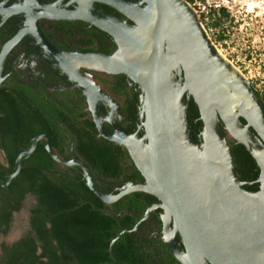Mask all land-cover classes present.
Returning a JSON list of instances; mask_svg holds the SVG:
<instances>
[{
  "label": "water",
  "instance_id": "1",
  "mask_svg": "<svg viewBox=\"0 0 264 264\" xmlns=\"http://www.w3.org/2000/svg\"><path fill=\"white\" fill-rule=\"evenodd\" d=\"M84 1L86 14L66 12L62 18L93 23L114 37L118 49L113 56L82 55L81 63L123 74L139 86L143 136H129L118 129L116 135L105 133L96 102L108 99L88 76L79 74V82L100 136L128 150L146 184L129 182L116 195H104L84 161L64 162L54 153L50 139L39 135L16 156L14 172L0 185L7 186L19 174L21 159L44 139L47 154L59 164L79 167L87 188L103 204L110 205L133 191L155 196L170 215L166 243L180 264H264V106L250 82L221 55L185 0ZM96 2L115 8L133 24L93 7L99 15L87 17ZM25 33H17L0 54V85L6 48ZM34 37L51 50L58 63H70L65 53L50 47L39 33ZM190 101L202 125L199 133L193 129L196 120ZM228 138L242 145L256 163L257 190L243 188L247 183L238 179ZM115 240L109 245L111 255Z\"/></svg>",
  "mask_w": 264,
  "mask_h": 264
},
{
  "label": "flooded vegetation",
  "instance_id": "2",
  "mask_svg": "<svg viewBox=\"0 0 264 264\" xmlns=\"http://www.w3.org/2000/svg\"><path fill=\"white\" fill-rule=\"evenodd\" d=\"M92 7L133 24L126 15L115 8L97 2L89 8L87 17L99 15ZM12 8H17L18 11L11 13ZM87 10L84 0H0V54L17 33L27 31L18 41L6 48L0 91L17 99L18 103L27 100L31 108L36 111L45 110V119L50 117V137L46 133L39 135H45L50 139L54 153L64 162L84 161L92 170L101 192L104 195L114 196L129 182L144 185L146 181L136 169L125 147L100 136L92 117L86 91L81 86L78 75L88 76L98 93L108 99L106 101L98 98L96 108L103 131L110 135H116L118 129L129 136L135 135L140 138L143 136L141 90L123 74H109L91 64L81 63L82 55L113 56L118 49L114 37L93 23L80 18H62L66 12L80 11L86 14ZM38 33L50 44V47L65 53L67 58L65 60L70 63H58L51 50L49 53L34 37ZM221 126L226 136L225 129L223 125ZM193 129L198 133L201 131L196 129V124L193 125ZM38 142H43L45 147L44 139ZM227 142L230 147L237 144L232 138H228ZM84 150L95 153L97 157L105 155L109 158L114 169L112 175H102L94 160H92L93 165H90L84 157ZM50 160L55 166L53 170L67 171L73 177L81 178L85 182L79 167L64 166L51 157ZM0 164L5 165L2 150H0ZM238 179L247 183L243 188L258 186L257 179L241 180L239 175ZM85 203L91 205L93 210H99L91 200H86ZM36 205L37 198L29 193L21 201V207L12 212L7 232L0 233V261L6 258L7 251H11L15 244L22 243L28 235L29 238H33L37 247L36 253H40V243L32 231L31 223L32 211ZM160 205L161 202L155 196L142 191L130 192L110 205L102 203L100 211L119 225V229L114 227L111 231L114 235L109 245L115 238L114 243L118 240L127 243L123 238L126 235L129 244L127 249L126 247L123 249L125 248L126 251L131 249L134 260V263L120 260L113 248L112 255L108 248L111 261L106 264H180L170 253L166 243L170 230L167 231L165 225L167 222L172 224L170 215L162 210ZM21 213H24L25 227L9 240L8 234L14 216ZM175 240L178 244H182L179 233L175 234ZM22 258L18 262H22Z\"/></svg>",
  "mask_w": 264,
  "mask_h": 264
},
{
  "label": "trees",
  "instance_id": "3",
  "mask_svg": "<svg viewBox=\"0 0 264 264\" xmlns=\"http://www.w3.org/2000/svg\"><path fill=\"white\" fill-rule=\"evenodd\" d=\"M185 1L193 6L195 0ZM199 20L215 45H223L229 39L233 18L225 7H205V11L199 13ZM262 74L264 77V66ZM252 88L264 106V85L262 92ZM0 102V150L5 158V165L0 164V179L6 181L16 168V156L29 147L30 140L42 133L50 137V117L45 119V110L36 111L27 100L18 103L3 91H0ZM189 109L196 120V129H201L192 101ZM231 150L239 178L255 181L259 171L245 148L234 144ZM95 155L84 150L90 165L94 160L102 175H112L114 169L109 158ZM54 168L43 142H38L33 153L21 159L19 174L5 188L0 186V233L7 232L11 214L21 207L25 195L33 194L37 205L31 215L32 231L41 248L40 253H36L37 247L28 235L22 243L7 251L0 264H106L111 261L109 242L114 227L119 229L118 222L100 211L102 203L89 191L83 179ZM245 188L255 191L258 186ZM86 200L94 202L99 210H93ZM123 238L127 243L118 240L113 244V251L120 260L134 263L132 250L123 249L128 248V237ZM21 257L23 261L18 262Z\"/></svg>",
  "mask_w": 264,
  "mask_h": 264
},
{
  "label": "rangeland",
  "instance_id": "4",
  "mask_svg": "<svg viewBox=\"0 0 264 264\" xmlns=\"http://www.w3.org/2000/svg\"><path fill=\"white\" fill-rule=\"evenodd\" d=\"M204 1V4L201 3V0H195L193 6L189 4L198 16L200 12L205 11V7L209 6L225 7L230 12L233 25L229 29V39L223 45H216V47L221 55L243 74L250 82L251 87L262 92L264 85L262 74L264 66V0ZM27 202L28 200L25 201V203ZM24 227V213L15 215L8 239L14 238Z\"/></svg>",
  "mask_w": 264,
  "mask_h": 264
},
{
  "label": "bare ground",
  "instance_id": "5",
  "mask_svg": "<svg viewBox=\"0 0 264 264\" xmlns=\"http://www.w3.org/2000/svg\"><path fill=\"white\" fill-rule=\"evenodd\" d=\"M250 8H251V4H250V6H249Z\"/></svg>",
  "mask_w": 264,
  "mask_h": 264
}]
</instances>
